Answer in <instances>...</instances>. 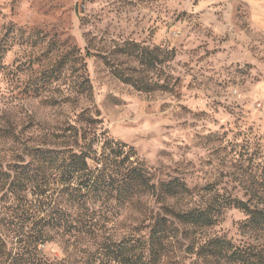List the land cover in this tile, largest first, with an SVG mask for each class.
<instances>
[{
	"label": "rangeland",
	"instance_id": "obj_1",
	"mask_svg": "<svg viewBox=\"0 0 264 264\" xmlns=\"http://www.w3.org/2000/svg\"><path fill=\"white\" fill-rule=\"evenodd\" d=\"M0 97V116L35 135L90 108L155 182L178 178L192 202L245 201L264 179V0H0ZM244 219L225 209L207 235L254 242Z\"/></svg>",
	"mask_w": 264,
	"mask_h": 264
},
{
	"label": "trees",
	"instance_id": "obj_2",
	"mask_svg": "<svg viewBox=\"0 0 264 264\" xmlns=\"http://www.w3.org/2000/svg\"><path fill=\"white\" fill-rule=\"evenodd\" d=\"M151 53L137 59L149 64ZM137 80L140 91L164 87ZM76 87L91 88L87 79ZM18 121L0 116V264H264V179L245 201L192 202L198 192L178 178L155 182L133 147L96 128L99 112L81 109L42 135ZM229 208L257 240L207 235ZM54 244L63 257L49 260L44 248Z\"/></svg>",
	"mask_w": 264,
	"mask_h": 264
}]
</instances>
